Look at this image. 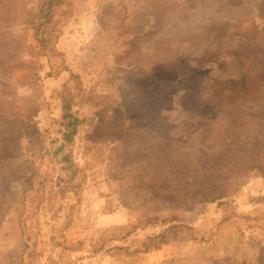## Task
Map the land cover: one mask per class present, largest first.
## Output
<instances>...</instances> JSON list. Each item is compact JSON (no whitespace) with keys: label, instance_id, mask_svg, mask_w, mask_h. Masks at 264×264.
I'll return each instance as SVG.
<instances>
[{"label":"rangeland","instance_id":"obj_1","mask_svg":"<svg viewBox=\"0 0 264 264\" xmlns=\"http://www.w3.org/2000/svg\"><path fill=\"white\" fill-rule=\"evenodd\" d=\"M39 1L0 0V264H264V0H65L46 50Z\"/></svg>","mask_w":264,"mask_h":264},{"label":"trees","instance_id":"obj_2","mask_svg":"<svg viewBox=\"0 0 264 264\" xmlns=\"http://www.w3.org/2000/svg\"><path fill=\"white\" fill-rule=\"evenodd\" d=\"M64 1L65 0H40L38 3L37 12L28 13V17L24 21L25 24H27L28 26L31 27V29H33V35L37 40V42L41 45L43 50L44 49L46 50V48L48 47V43L50 42V39L53 37V35H51V30L48 31L47 28L48 26L49 27L52 26V17L54 10ZM204 110L206 111L207 114H209L211 113L212 109L206 107L204 108ZM69 112H70V107L67 103H65L63 118H66L68 120L69 126L71 127L68 135H63L65 141H70L72 139V135H74L76 131L74 127L76 126L77 121L72 117L71 113ZM204 192H202L201 194L203 195V197L208 198L210 202L220 200L221 198L225 197L222 191H217L216 193L214 192L210 193L208 190H205ZM176 222L177 223H175V225L168 226L160 233L154 235L149 239V241H151L152 239L156 240V243L151 245V248L160 249L161 246L169 244L175 240L176 235L174 233L168 235V233H170V231L174 229L175 226L182 225V221L177 220ZM145 246L147 247V249L149 248L147 245Z\"/></svg>","mask_w":264,"mask_h":264}]
</instances>
